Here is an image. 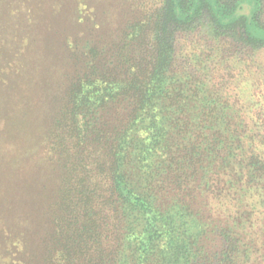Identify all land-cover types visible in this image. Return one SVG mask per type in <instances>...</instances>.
<instances>
[{
    "label": "trees",
    "instance_id": "1",
    "mask_svg": "<svg viewBox=\"0 0 264 264\" xmlns=\"http://www.w3.org/2000/svg\"><path fill=\"white\" fill-rule=\"evenodd\" d=\"M142 1L41 72L65 84L34 163L55 178L21 181L33 228L0 264H264V0Z\"/></svg>",
    "mask_w": 264,
    "mask_h": 264
},
{
    "label": "rangeland",
    "instance_id": "2",
    "mask_svg": "<svg viewBox=\"0 0 264 264\" xmlns=\"http://www.w3.org/2000/svg\"><path fill=\"white\" fill-rule=\"evenodd\" d=\"M132 1L0 0V258L6 251L5 234L17 237L23 226L33 228L26 209L34 203L33 191L27 193L21 181L31 178L34 183L28 185L34 190L39 182H53L47 165L35 167L42 154L37 141L65 84L60 78L52 83L42 73L53 77V56L64 59L62 72L73 65L81 68L87 46L114 37L113 29L131 17ZM137 1L141 6L143 1ZM260 22L264 24V13ZM252 31L264 37L261 28ZM263 58L258 57L256 66L264 64ZM239 66L222 69L230 75Z\"/></svg>",
    "mask_w": 264,
    "mask_h": 264
}]
</instances>
